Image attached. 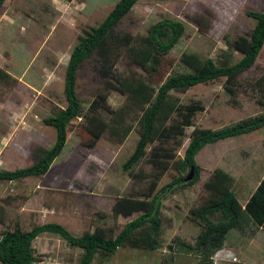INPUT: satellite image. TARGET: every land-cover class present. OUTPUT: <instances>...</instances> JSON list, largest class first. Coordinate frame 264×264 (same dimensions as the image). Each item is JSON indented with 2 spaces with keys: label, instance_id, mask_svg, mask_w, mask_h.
Listing matches in <instances>:
<instances>
[{
  "label": "rangeland",
  "instance_id": "obj_1",
  "mask_svg": "<svg viewBox=\"0 0 264 264\" xmlns=\"http://www.w3.org/2000/svg\"><path fill=\"white\" fill-rule=\"evenodd\" d=\"M116 1L5 0L0 6V68L10 75L0 78V169L31 165L38 147L53 144L55 129L45 125L43 118L66 106L63 85L70 52ZM263 9L264 0H139L118 22L114 33L145 35L149 26L163 17L184 23V34L150 79L158 86L169 75L187 70L180 60L184 52L217 62L227 58L230 63L237 61L241 53L231 45L238 37H247L255 24L246 11ZM113 41L106 45V57L94 54L78 70L76 92L82 113L71 121L64 149L49 170L42 176L0 181V236L9 229L26 231L38 224L57 222L76 236L99 229L112 238L140 213L122 216L113 209L123 197L144 198L141 191L147 192L150 186L153 166L148 156L152 145L131 169L122 167L138 140L136 119L132 121L134 130L123 142L104 134L89 146L83 128L97 95L105 94L113 109L125 102V95L106 84L107 70L113 81L126 74L147 76L131 62L128 45L118 38L113 37ZM236 83L232 95L226 93L223 77L174 92L181 104L200 108L192 116L191 126L182 127V133L165 144L174 156L153 192L161 191L178 176V163L194 129H218L264 112V45ZM131 120L129 117L128 123ZM195 159L200 167L195 183L175 190L166 187L161 192L157 247L123 245L111 254L99 251L91 264H264V228L251 221L243 229H231L209 260L200 261L202 255L196 251H178L179 243L196 244L203 223L192 209L208 198L205 182L214 169L222 168L231 175L242 204L253 192L264 174V127L206 144ZM219 216L216 213L210 218L217 221ZM32 244L40 259L34 264H78L82 252L53 233L38 235Z\"/></svg>",
  "mask_w": 264,
  "mask_h": 264
},
{
  "label": "trees",
  "instance_id": "obj_2",
  "mask_svg": "<svg viewBox=\"0 0 264 264\" xmlns=\"http://www.w3.org/2000/svg\"><path fill=\"white\" fill-rule=\"evenodd\" d=\"M4 1L0 0V6ZM137 1L139 0H117L98 25L92 26L80 36L70 52L65 68L63 94L66 106L59 108L52 116L43 118L45 125L55 129V141L51 146L38 147L35 152L37 158L31 165L14 170L0 169V181L42 176L49 170L53 160L64 149L71 121L82 113L76 92L78 70L85 59L94 54L106 57V45L113 41L114 37L120 39L123 45H128L131 62L147 76L126 74L118 79L113 78V81L109 79L107 70L106 84L110 89L125 95V102L113 109L109 107L105 94L97 95L91 101L89 110L92 113L86 118L83 128L88 134L89 146H94L104 134L112 141L123 142L134 130L132 121L136 119L138 140L122 167L124 170L131 169L146 154L147 146L152 145L148 156L153 166L150 186L147 192L141 191V195L150 199L123 197L113 204L115 214L130 216L135 211L140 213L126 222L112 238L105 237L99 229L76 236L57 222L38 224L26 231L19 228L5 230L0 236V264H34L39 261L32 243L44 232L58 234L74 247L80 248L82 252L78 264H91L97 252L111 254L123 245L156 248V235L160 231L161 222V192L166 187L173 186L175 190L198 180L200 167L196 164L195 155L206 144L264 127L263 112L218 129H194L178 163V176L163 186L161 191L153 192L174 156V152L165 144L176 139V136L182 133V127L191 126L192 116L197 108H200L198 105L181 104L174 92H184L197 84L223 77L226 93L234 94L235 89L232 86L237 84L238 76L254 64L264 45V9L246 11L248 16L255 19V24L247 37L240 36L231 45L233 50L241 53L237 61L230 63L227 58L217 62L211 57L203 59L197 53L184 52L180 60L187 70L171 74L158 86H154L150 79L157 72L162 58L179 42L185 25L181 20L163 17L151 24L145 35L114 33L115 26ZM5 76L10 75L0 68V78ZM103 112L109 115V119L104 117ZM129 117L132 119L130 123ZM191 167L194 169V176L185 182L184 178ZM186 170L188 171L184 173ZM205 189L209 194L208 198L192 209L194 216L203 223L196 239L197 248L187 243H179L178 248L179 252H199L202 255L200 261L209 260L211 254L222 247L231 229H243L250 221L257 227L264 228V174L244 205L233 189L231 175L222 168L213 170L205 182ZM216 213L220 214L219 219L212 221L210 215Z\"/></svg>",
  "mask_w": 264,
  "mask_h": 264
},
{
  "label": "water",
  "instance_id": "obj_3",
  "mask_svg": "<svg viewBox=\"0 0 264 264\" xmlns=\"http://www.w3.org/2000/svg\"><path fill=\"white\" fill-rule=\"evenodd\" d=\"M194 176V169L193 167L190 168V172L188 173V175H186V177L184 178V181H189L193 178Z\"/></svg>",
  "mask_w": 264,
  "mask_h": 264
},
{
  "label": "crops",
  "instance_id": "obj_4",
  "mask_svg": "<svg viewBox=\"0 0 264 264\" xmlns=\"http://www.w3.org/2000/svg\"><path fill=\"white\" fill-rule=\"evenodd\" d=\"M262 176H263V175H262ZM262 176H261V177H262ZM260 179H261V178H260ZM258 182H259V181H258ZM257 184H258V183H257ZM254 189H255V188H254ZM253 191H254V190H253ZM251 194H252V193H251ZM251 194H250V195H251ZM248 198H249V197H248ZM248 198H247V199H248ZM246 201H247V200H246ZM246 201H245V202H246ZM241 204H242V203H241ZM244 204H245V203H243V205H244Z\"/></svg>",
  "mask_w": 264,
  "mask_h": 264
},
{
  "label": "clouds",
  "instance_id": "obj_5",
  "mask_svg": "<svg viewBox=\"0 0 264 264\" xmlns=\"http://www.w3.org/2000/svg\"><path fill=\"white\" fill-rule=\"evenodd\" d=\"M58 157V156H57Z\"/></svg>",
  "mask_w": 264,
  "mask_h": 264
}]
</instances>
